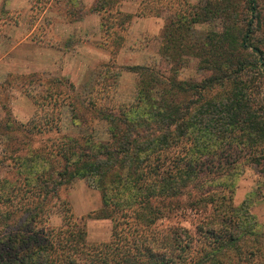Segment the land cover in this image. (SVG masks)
<instances>
[{"label": "trees", "instance_id": "trees-1", "mask_svg": "<svg viewBox=\"0 0 264 264\" xmlns=\"http://www.w3.org/2000/svg\"><path fill=\"white\" fill-rule=\"evenodd\" d=\"M91 11L103 13L101 27L118 34L119 47L133 15L118 8L117 23L104 2ZM207 23L209 30L195 27ZM263 27L264 0H179L162 34L167 72L127 67L138 75L137 96L128 108L103 112L107 140L63 135L36 145L37 123L6 109L0 168L10 161L12 177H0V264H264L257 216L245 202L228 209L240 167L264 169V50L256 40ZM189 58L200 79L180 78ZM235 148L242 156L233 157ZM77 178H90L102 198L82 217L60 197ZM195 190L196 202L216 207L221 198L223 210L194 233L156 226ZM52 202L62 206L57 227L48 222ZM90 218L112 222L110 240L88 241Z\"/></svg>", "mask_w": 264, "mask_h": 264}, {"label": "rangeland", "instance_id": "rangeland-1", "mask_svg": "<svg viewBox=\"0 0 264 264\" xmlns=\"http://www.w3.org/2000/svg\"><path fill=\"white\" fill-rule=\"evenodd\" d=\"M13 1L0 0V120L9 110L20 122L37 123L42 131L36 137V145H50L63 135L109 139V123L102 117L103 112L128 108L137 96L138 75L127 67L147 65L165 72L169 68L160 53V46L164 29L179 0H136L139 4L132 15L138 18L133 21L132 17L130 23L125 22L126 28L122 32L118 30L124 35L119 47L115 44L118 34L108 33L99 26V17L102 20L103 13L98 12L99 17L95 16L96 11L91 8L104 2L110 12L107 16L120 23L122 19L117 9L129 13L124 7L136 9L134 4L125 5L124 0H96L87 6L79 5L78 1V5L71 4V0L68 1L71 5L67 0H20L15 4ZM190 1L195 4L206 2ZM140 10L143 14H139ZM76 18L84 20L74 23L78 21L74 20ZM211 26L207 23L195 27L209 30ZM256 40L264 50V27ZM201 75L195 60L189 58L180 78L200 79ZM105 107L108 109L103 110ZM238 151L233 150V157L242 156L243 153ZM3 156L5 150L3 140H0V157ZM9 163L6 161L0 168V177H12ZM236 175L228 209L231 205L239 208L245 202V209H250L264 228L262 165L243 164ZM194 192L198 194L194 193L192 198L185 196L183 206L176 208L179 210L172 217L159 220L156 226L178 225L194 233L200 222L215 216V209L223 210L224 206L219 207L221 198L216 207L200 204L196 202L200 192ZM60 197L70 202L78 217L97 211L102 205L101 193L90 178H77L62 186ZM61 207L59 202H52L48 207L54 209L48 221L52 226L62 223ZM87 232L90 242L108 241L112 235V222L90 218Z\"/></svg>", "mask_w": 264, "mask_h": 264}, {"label": "crops", "instance_id": "crops-1", "mask_svg": "<svg viewBox=\"0 0 264 264\" xmlns=\"http://www.w3.org/2000/svg\"><path fill=\"white\" fill-rule=\"evenodd\" d=\"M18 1H20V0H15V1H13V4H15V3H17ZM24 1H29V0H24ZM52 2H53V0H51ZM68 1H70V0H67V3H69ZM77 1H78V4L80 5V4H82V5H86L87 6V4H94L95 2H96V0H71V4L73 3L74 5H78V4H76L77 3ZM9 2H12V0H8V3ZM26 3V2H25ZM70 4V3H69ZM70 4V5H71ZM124 4L125 5H129V4H134L135 6H136V9L134 8V7H132V8H129V7H124V9L126 10V12H129V13H131V14H135L136 13V11H137V4H139L136 0H124ZM123 9V7H122V10H124ZM98 12H95V13H93L95 16H98L99 17V15L97 14ZM84 17H86V15L84 16ZM83 17V18H84ZM83 18H80V19H78V18H76V19H74V20H78V21H75L74 23H77V22H81V21H83L84 19ZM138 17L137 16H134L133 17V21L135 20V19H137ZM144 18V17H143ZM140 19V18H139ZM145 20H148L147 18H144ZM73 20V21H74ZM98 20V19H97ZM149 21V20H148ZM99 26L101 27V20H100V17H99ZM102 28V27H101Z\"/></svg>", "mask_w": 264, "mask_h": 264}]
</instances>
